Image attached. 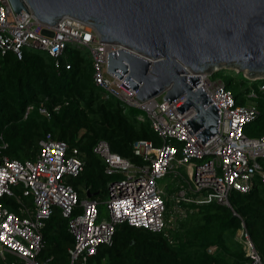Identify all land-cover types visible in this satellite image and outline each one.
<instances>
[{"label": "built area", "instance_id": "2783aa9c", "mask_svg": "<svg viewBox=\"0 0 264 264\" xmlns=\"http://www.w3.org/2000/svg\"><path fill=\"white\" fill-rule=\"evenodd\" d=\"M21 12L14 10L10 0H0L1 55L13 51L21 58L24 50L31 49L58 59L68 46L87 47L93 58V79L102 96L121 102L125 108H139L138 119L149 120L162 142L157 146L141 139L134 144V153L145 160L143 165L113 152L106 141L98 142L95 151L105 159L106 173L123 175L108 185L105 203L109 214L104 218L97 199H80L77 189L68 183L70 177L84 171L85 160L66 141L48 134L40 140L34 160L4 156L0 161V264H53L52 256L42 257L44 229L58 209L68 219L74 239L67 250L70 264H92L90 258L99 247L112 244L119 223L164 231L171 219L166 216L165 192L159 180L178 166L195 162L188 175L176 173L180 187L188 194L181 201L230 206L232 191L249 193L257 178L264 184V135L250 138L245 134L246 125L260 113L255 103L238 105L222 80H213L208 73L198 74L196 88H204L220 110L218 133L203 144L189 124L193 109L179 110L184 96L173 102L162 97L143 101L125 77L108 71L109 52L117 51L119 44L103 42L94 26L70 16L49 25L31 11ZM56 66H60L59 60ZM260 88L264 90V83ZM175 209L185 213L180 204ZM240 237L251 264H264L244 223Z\"/></svg>", "mask_w": 264, "mask_h": 264}, {"label": "trees", "instance_id": "16d2710c", "mask_svg": "<svg viewBox=\"0 0 264 264\" xmlns=\"http://www.w3.org/2000/svg\"><path fill=\"white\" fill-rule=\"evenodd\" d=\"M212 79L222 80L238 105H257L259 116L246 125L245 134L263 136L264 90L260 86L264 79L250 80L232 68L215 71ZM141 112L102 96L93 79L90 52L68 46L58 59L41 50L26 49L21 58L13 51L0 53V161L4 156L34 160L40 140L48 134L64 140L85 160L84 171L70 177L68 183L77 189L80 199L89 191L99 201L100 210L108 198L109 183L122 174L106 173V161L95 151L98 142L106 141L113 152L138 165L145 160L134 153L137 141L148 139L157 146L162 142L149 120L138 119ZM165 199L166 216L171 220L164 231L119 223L112 244L100 246L90 263L251 264L239 235L242 223L264 258V184L259 178L249 193L232 191L230 206L181 201L183 215ZM68 222L58 209L44 229L42 257L52 256L53 264H70L67 250L74 239Z\"/></svg>", "mask_w": 264, "mask_h": 264}, {"label": "water", "instance_id": "95a60500", "mask_svg": "<svg viewBox=\"0 0 264 264\" xmlns=\"http://www.w3.org/2000/svg\"><path fill=\"white\" fill-rule=\"evenodd\" d=\"M10 2L49 25L73 17L94 26L103 42L119 44L109 52L108 71L125 77L143 101L184 96L179 110L193 109L189 124L203 144L218 133L220 110L196 88L198 74L235 67L250 80L264 79V0Z\"/></svg>", "mask_w": 264, "mask_h": 264}, {"label": "rangeland", "instance_id": "374dc122", "mask_svg": "<svg viewBox=\"0 0 264 264\" xmlns=\"http://www.w3.org/2000/svg\"><path fill=\"white\" fill-rule=\"evenodd\" d=\"M81 50L84 51L85 53L89 54V50H88L87 47H83V48H81ZM223 68H225V67H223ZM228 68L235 69L236 71L238 70L235 67H228ZM99 90L102 93L101 88H99ZM187 166H188L189 170L193 171L194 168H195V162H192V163H190ZM177 171L182 172L185 175H188V171L186 169V166H178L177 168L171 170L165 177H163V178H161L159 180V186L162 187L166 191V197L171 202H173V207H175V208H176V205L178 206L181 203V200L187 199V195H188V194L185 193L187 190H184L183 187H180L181 186L180 184L176 185L177 184V180L179 179V177L176 175ZM176 186H178V187L176 188ZM171 191H172V193H170ZM105 201L102 202V206H101V210H102L101 217H103V218L107 217L108 214H109V211H108V208H107V204L105 203ZM183 215H186V214L183 213ZM172 217L174 218V216H172ZM239 235H240V232H239Z\"/></svg>", "mask_w": 264, "mask_h": 264}, {"label": "crops", "instance_id": "0c3cea01", "mask_svg": "<svg viewBox=\"0 0 264 264\" xmlns=\"http://www.w3.org/2000/svg\"><path fill=\"white\" fill-rule=\"evenodd\" d=\"M186 169H187V171L189 170L188 169V166L186 167ZM178 184H180V180L178 179L177 180V184L176 185H178ZM178 186H176V188H177ZM162 188V187H161ZM163 189V188H162ZM163 191L165 192V196H166V191L163 189ZM168 193V192H167ZM87 196H88V191H87Z\"/></svg>", "mask_w": 264, "mask_h": 264}, {"label": "clouds", "instance_id": "9594fccd", "mask_svg": "<svg viewBox=\"0 0 264 264\" xmlns=\"http://www.w3.org/2000/svg\"><path fill=\"white\" fill-rule=\"evenodd\" d=\"M210 76H211V78H212V74H209ZM214 80V79H213ZM217 80V79H216Z\"/></svg>", "mask_w": 264, "mask_h": 264}, {"label": "snow or ice", "instance_id": "6c2138e0", "mask_svg": "<svg viewBox=\"0 0 264 264\" xmlns=\"http://www.w3.org/2000/svg\"><path fill=\"white\" fill-rule=\"evenodd\" d=\"M5 227H7V225H5Z\"/></svg>", "mask_w": 264, "mask_h": 264}]
</instances>
